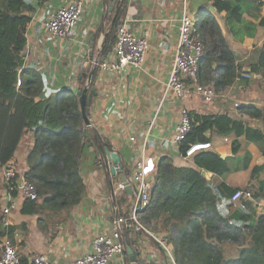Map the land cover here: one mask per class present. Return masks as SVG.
<instances>
[{
  "label": "crops",
  "instance_id": "obj_1",
  "mask_svg": "<svg viewBox=\"0 0 264 264\" xmlns=\"http://www.w3.org/2000/svg\"><path fill=\"white\" fill-rule=\"evenodd\" d=\"M71 1L32 0L31 18L26 26L24 63L40 70L45 83L43 95L47 96L62 89L76 94L80 90V80H84V85L91 69L90 64L95 62L97 73L94 74L93 70L90 82L94 90L87 106L89 124L83 120L85 132L88 134L94 128L99 138L109 143L107 147L118 151L123 169L128 170L129 177L135 162L146 157H151L154 162V170L150 174L153 182L157 165L163 157H169L176 165H193L191 156H183L178 142L173 141L179 111L183 106L200 113L226 111L238 117L241 109L234 106L235 101L240 105L264 104V91L253 88L251 79L247 83L234 81L219 87L217 96L210 103H203L193 91L189 98L182 100L165 90L180 18L183 14L195 21L206 18L210 6L205 0H127L121 23L124 22L134 35L146 37L147 48L141 67L127 64L115 72L103 71L97 64L99 59L109 60L114 56V43L109 42L111 48L105 50L104 54H101V50L122 0L112 10L108 8L110 0H83V11L72 33L69 36L51 34L44 25L45 20L56 9ZM262 1L261 11L264 15ZM205 2L208 7H204ZM223 14L224 11L213 13L237 60L244 63L254 61L264 40V25H258L253 35H245L239 40L225 32ZM118 26L114 28L115 34ZM197 81H200L198 77L186 79L192 90ZM25 117L21 95L18 92L5 94L0 90V236L5 234L11 240L25 262L29 256L43 253L50 264H72L75 258L90 250L92 239L97 234L110 230L115 216H123L124 212L129 214L134 192L129 194L117 187L121 182L119 175L109 171L102 157L105 146L100 148L93 141L86 140L79 155L81 192H75V183L70 189L69 186L47 182L42 187L43 192H38L36 202L42 204L38 211L23 210V200H20L8 212V224L3 225L2 207L7 202V190L2 181L1 162L11 158L20 173L31 176L26 158L33 144V135L31 132L21 135ZM249 123L263 127L258 119L250 118ZM131 136L134 138L131 139ZM240 141L241 151H249L252 155L251 165L264 161L255 143L243 138ZM173 142L177 146H172ZM230 142L231 137L225 140L217 135H213L210 140L211 148L225 156L230 154ZM161 144H166L168 149L161 151ZM256 157L260 160L254 161ZM183 160L188 162L183 163ZM205 177L213 186L224 181L245 189L243 185L249 183V169L225 176L207 172ZM65 181L62 175V182ZM70 198L78 199L71 203ZM234 205L239 206V203L234 202ZM147 208L139 217L144 225L149 221L145 216ZM244 208L254 217L264 214V197L248 199ZM154 221L152 219L150 223ZM127 226L129 243L139 248L138 261L143 260L142 264H177L167 236L163 233L155 235L146 227L141 229L153 236L160 245L159 238L165 239V249L162 245H153L132 222ZM174 229V226L170 227V235L176 233ZM109 264H123V254H116Z\"/></svg>",
  "mask_w": 264,
  "mask_h": 264
},
{
  "label": "trees",
  "instance_id": "obj_2",
  "mask_svg": "<svg viewBox=\"0 0 264 264\" xmlns=\"http://www.w3.org/2000/svg\"><path fill=\"white\" fill-rule=\"evenodd\" d=\"M126 3L127 0L121 1L101 54L111 48L109 42L114 43V28L122 21ZM262 4V0H213L212 11L210 8L206 18L196 21L205 45L198 80L211 83L217 90L234 82L245 67L244 71L256 76L238 81L247 83L254 79L257 85L264 86V40L254 61L240 62L213 15L224 11L225 32L241 40L245 35H253L258 25H264ZM32 9V0H0V90L5 94L18 92L22 97L26 117L21 135L29 132L33 135L26 158L31 176L27 177L35 182L38 192H43L42 187L47 182L70 189L75 183V192H81L79 155L85 141L91 140L100 148L109 143L102 141L94 128L88 134L85 132L75 93L62 89L44 96L45 83L40 70L24 63L26 26ZM94 72L97 73V67ZM17 78L19 85H16ZM83 82L80 80L79 89ZM238 107L241 109L238 117L226 111L189 110L191 128L178 142L179 151L184 155L191 143L210 142L213 135L231 137L229 155L221 157L211 147L202 148L192 154L193 165H176L169 157L161 158L157 165L152 199L145 212L149 220L145 227L155 235L167 236L177 264H264V214L254 217L243 210L245 208L235 206L230 195L238 187L224 181L213 186L201 173V169H205L212 175L225 176L249 169V183L244 188L250 190L255 199L264 197V161L251 165L252 155L241 151L240 141L243 138L255 143L264 156V104L248 103ZM250 118L258 119L263 127L250 124ZM77 199L70 198V201ZM41 206L36 199H25L22 209L38 211ZM123 216L130 222L127 212ZM152 219L155 221L150 223ZM171 226L176 230L173 235L169 234ZM127 230L126 225L123 238L129 243ZM141 232L153 245L161 247L153 236Z\"/></svg>",
  "mask_w": 264,
  "mask_h": 264
},
{
  "label": "built area",
  "instance_id": "obj_3",
  "mask_svg": "<svg viewBox=\"0 0 264 264\" xmlns=\"http://www.w3.org/2000/svg\"><path fill=\"white\" fill-rule=\"evenodd\" d=\"M212 7L213 0H205ZM83 11V0H73L58 9L44 22L47 30L57 36H69L72 29L77 24ZM147 48V39L144 36H137L128 31L124 22L120 23L116 32L113 44V57L109 60L98 62V66L103 71L115 72L127 64L141 67ZM205 53V45L200 36L196 21L189 15L183 14L178 24L177 43L171 63L169 75L165 83V90L171 91L174 96L185 100L191 96L193 91L203 103H210L217 92L211 83L196 82L193 90L188 87L186 79H197L200 59ZM97 63V62H96ZM236 76L235 81L242 78H253L256 75L244 71ZM20 84L17 78L16 85ZM238 101L234 106L238 107ZM191 128L189 109L183 106L179 111V119L173 134V141L179 142L184 138ZM131 139L134 137L131 136ZM226 140L227 137H224ZM205 145L199 148L198 146ZM210 142H197L189 144L183 156H192L194 152L202 148H210ZM154 170V162L151 157L137 160L130 171V182L134 192L133 207L130 209L128 217L137 230L145 229V225L139 220L141 212L147 208L152 199L153 180L150 178ZM1 176L7 190V202L2 207L1 222L8 224L7 214L15 208L20 200L37 199L38 190L35 182L22 174L17 169V164L13 159H7L1 163ZM117 187L123 189L120 182ZM252 193L248 189L237 188L231 195L230 200L238 202L244 208L246 201L252 199ZM124 216H115L111 221L108 232L97 234L91 242L88 252L75 258L72 264H109L112 258L122 253L126 242L123 238V231L127 224H130ZM229 223H232L229 220ZM190 232L191 229L188 228ZM161 245L167 249L165 239L159 238ZM1 253L0 264H50L49 259L43 253H35L29 256L28 261L23 262L15 245L5 234L0 236ZM172 260V259H171Z\"/></svg>",
  "mask_w": 264,
  "mask_h": 264
},
{
  "label": "water",
  "instance_id": "obj_4",
  "mask_svg": "<svg viewBox=\"0 0 264 264\" xmlns=\"http://www.w3.org/2000/svg\"><path fill=\"white\" fill-rule=\"evenodd\" d=\"M119 3H120V0H110L108 2L109 10H112L113 7L117 6ZM210 8L212 7L210 6ZM90 65H91V69L89 71L85 84L80 90L76 91V95L78 96V99L80 102L81 114L86 124H89L87 106L91 102L92 91L94 90V86H90V82L92 79V72L94 68L96 67L95 62H92ZM220 156L224 157L225 155L221 154ZM102 157L109 171L112 174L119 175L120 181L123 184V189L127 193L132 194L133 188H132L129 176H128V170L123 169V161L118 151L115 148H110V147L105 146L102 149ZM201 173L204 176H207V171L205 169H201ZM132 207H133V203H132L131 208ZM122 254H123V264H139V263L142 264L143 262V260L138 261L137 256L139 255V248L136 244L132 245L131 243L126 242V245L124 247Z\"/></svg>",
  "mask_w": 264,
  "mask_h": 264
},
{
  "label": "rangeland",
  "instance_id": "obj_5",
  "mask_svg": "<svg viewBox=\"0 0 264 264\" xmlns=\"http://www.w3.org/2000/svg\"><path fill=\"white\" fill-rule=\"evenodd\" d=\"M205 83H207V82H205ZM251 85H252V87L253 88H260L261 89V91H264V86H262L261 84H259V85H257V82H255V80L253 79L252 81H251ZM255 99H257V98H255ZM123 108V107H122ZM172 146H177V144L175 143V142H173L172 143ZM160 147H161V151H163V150H167L168 148L166 147V144H161L160 145ZM157 152V151H156ZM258 157V156H257ZM256 157V159L254 160V161H259L260 159L259 158H257ZM191 158L193 159V156H191ZM182 161V160H181ZM193 161V160H192ZM188 161L187 160H183V163H187ZM245 185H243V187H244ZM233 247V245H231V246H229L228 248L229 249H231Z\"/></svg>",
  "mask_w": 264,
  "mask_h": 264
},
{
  "label": "bare ground",
  "instance_id": "obj_6",
  "mask_svg": "<svg viewBox=\"0 0 264 264\" xmlns=\"http://www.w3.org/2000/svg\"><path fill=\"white\" fill-rule=\"evenodd\" d=\"M203 143V142H202ZM199 148H201L202 146H198Z\"/></svg>",
  "mask_w": 264,
  "mask_h": 264
}]
</instances>
